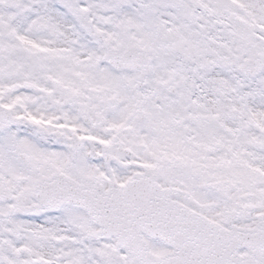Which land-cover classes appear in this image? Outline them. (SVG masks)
I'll return each instance as SVG.
<instances>
[{
    "label": "snow or ice",
    "instance_id": "snow-or-ice-1",
    "mask_svg": "<svg viewBox=\"0 0 264 264\" xmlns=\"http://www.w3.org/2000/svg\"><path fill=\"white\" fill-rule=\"evenodd\" d=\"M0 264H264V0H0Z\"/></svg>",
    "mask_w": 264,
    "mask_h": 264
}]
</instances>
